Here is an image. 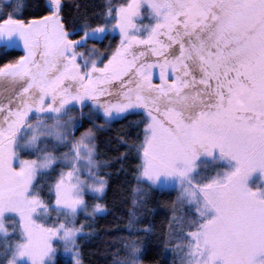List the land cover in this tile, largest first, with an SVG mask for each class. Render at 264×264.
<instances>
[{
    "label": "snow or ice",
    "instance_id": "6c2138e0",
    "mask_svg": "<svg viewBox=\"0 0 264 264\" xmlns=\"http://www.w3.org/2000/svg\"><path fill=\"white\" fill-rule=\"evenodd\" d=\"M23 7L0 0V48L23 52L0 64V264H82L77 217L106 208L96 119L133 113L132 191L177 190L181 264H264V0H105L77 20L64 0ZM126 230L113 264H142L150 228L129 209Z\"/></svg>",
    "mask_w": 264,
    "mask_h": 264
},
{
    "label": "trees",
    "instance_id": "16d2710c",
    "mask_svg": "<svg viewBox=\"0 0 264 264\" xmlns=\"http://www.w3.org/2000/svg\"><path fill=\"white\" fill-rule=\"evenodd\" d=\"M12 3L23 4L22 15L19 18H30L37 14L42 0H11ZM115 3L116 0H113ZM65 13L69 20H77L84 13L101 12L105 0H64ZM116 36L110 42L115 43ZM109 42V43H110ZM107 40L99 43L104 46ZM22 54L18 48H0V64L16 59ZM136 114H127L114 119L96 130L97 158L107 162V167L101 169L100 174L107 173L108 186L103 199L100 201L106 208L94 216L88 217L81 212L77 223L85 225L83 233L78 238L82 264H113L114 252L119 248L117 237L127 235L126 226L129 219V209L137 214V227L148 226L150 232H138L143 249L142 264H181V251L172 249L178 241L180 225L173 223L169 229L173 213V201L176 200L177 190L171 187L148 188L139 185L144 191L134 197L133 186H136L135 170L139 160L131 145L139 140V128L132 123L137 120ZM97 120L103 122L102 117ZM90 121H84L83 127L89 126ZM142 127V126H141ZM82 129V128H81ZM54 175V173H53ZM133 198L138 199L137 206L132 205ZM142 198V203L139 202ZM90 203L92 197H89ZM187 209L183 205H176L177 216ZM171 231L172 239L167 243L165 235ZM58 264H65L63 256L55 258Z\"/></svg>",
    "mask_w": 264,
    "mask_h": 264
},
{
    "label": "rangeland",
    "instance_id": "374dc122",
    "mask_svg": "<svg viewBox=\"0 0 264 264\" xmlns=\"http://www.w3.org/2000/svg\"><path fill=\"white\" fill-rule=\"evenodd\" d=\"M118 37V36H117ZM113 39V37L112 36H105L102 40H100V39H96V40H89V46H91V45H93V44H95L98 48H100L101 49V51H103L104 50V48H105V46H107L108 44H109V42L111 41ZM104 40H107V43L104 45V46H98L99 45V43H101L102 41H104ZM19 49V48H18ZM22 54H23V52H22ZM21 54V55H22ZM102 117V116H101ZM102 119H103V117H102ZM114 120V119H113ZM84 121H89L87 118H85L84 120H83V123H84ZM112 121V120H111ZM103 122H104V120H103ZM96 123L97 124H102L103 126L104 125H106L105 123H102V121H100V120H97L96 119ZM88 127V126H87ZM83 130V128L82 129H80V131H82ZM79 134V132H77V135ZM52 215H55V213L53 212L52 213ZM57 255H59V256H63L65 259H68V257L67 256H65L64 255V253L62 252V250H58L57 251ZM57 255H56V257H57ZM55 257V258H56ZM54 258V259H55Z\"/></svg>",
    "mask_w": 264,
    "mask_h": 264
}]
</instances>
